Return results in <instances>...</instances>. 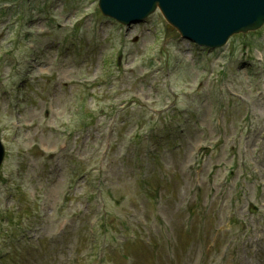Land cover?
I'll use <instances>...</instances> for the list:
<instances>
[{
	"label": "rangeland",
	"instance_id": "obj_1",
	"mask_svg": "<svg viewBox=\"0 0 264 264\" xmlns=\"http://www.w3.org/2000/svg\"><path fill=\"white\" fill-rule=\"evenodd\" d=\"M33 1L22 17L0 15L2 40L22 63L12 95L0 89L9 151L0 171V264H101L104 254V264H264V35L210 55L175 31L163 34L153 16L166 38L129 27V55L115 73L127 49L115 21L91 15L90 0H56L61 20L50 21ZM32 46L38 71L25 61ZM145 62L159 72L148 77ZM96 77L107 86L83 97L85 80ZM78 101L94 121L76 120ZM78 167L97 172L72 177Z\"/></svg>",
	"mask_w": 264,
	"mask_h": 264
},
{
	"label": "water",
	"instance_id": "obj_2",
	"mask_svg": "<svg viewBox=\"0 0 264 264\" xmlns=\"http://www.w3.org/2000/svg\"><path fill=\"white\" fill-rule=\"evenodd\" d=\"M134 1L137 0H104L101 7L105 14L127 20L135 12L136 17L141 18L140 15L153 11L159 4L169 20L185 35L209 45L226 41L235 32L249 30L261 21L264 14V0H205L206 7L203 8L186 0H142L133 6ZM203 12H209L208 16L211 14L207 23H199ZM196 30H200L198 37L193 35Z\"/></svg>",
	"mask_w": 264,
	"mask_h": 264
}]
</instances>
